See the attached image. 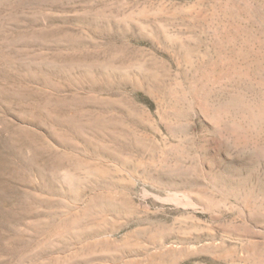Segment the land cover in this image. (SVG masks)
<instances>
[{
    "label": "rangeland",
    "instance_id": "rangeland-1",
    "mask_svg": "<svg viewBox=\"0 0 264 264\" xmlns=\"http://www.w3.org/2000/svg\"><path fill=\"white\" fill-rule=\"evenodd\" d=\"M0 264H264V0H0Z\"/></svg>",
    "mask_w": 264,
    "mask_h": 264
}]
</instances>
